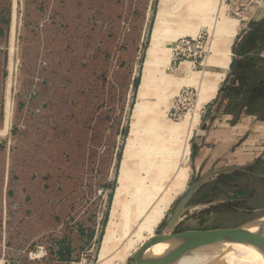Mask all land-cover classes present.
<instances>
[{
    "label": "rangeland",
    "instance_id": "374dc122",
    "mask_svg": "<svg viewBox=\"0 0 264 264\" xmlns=\"http://www.w3.org/2000/svg\"><path fill=\"white\" fill-rule=\"evenodd\" d=\"M259 1L167 0L170 22L151 56L150 83L142 96L139 88L160 0L54 1L52 14L46 11L54 37L48 52L32 50L44 21L36 25L35 21L32 24L22 15L19 17L10 42L12 66L4 65L2 69L0 65V78L2 73L7 78V102L17 108L21 129L25 133L27 125L34 129L32 163L23 164L25 173L29 168L33 173V195L30 199L25 194L24 202L32 206L34 221L33 234L24 225L19 244L5 253L4 259L15 264H134L132 254L141 244L135 240V232L144 218L155 207H161V218L152 230L160 232L189 185L219 164L205 161L195 172L190 150L187 155L183 152L186 116H194L196 111L198 123L201 114L196 96L189 110L182 98L178 101V93L185 86L189 90L198 87L197 77L204 71L199 67L184 75L176 70V40L208 30L213 35L214 51L225 38V30L232 25L236 29L237 19L225 18L246 14L250 19ZM8 6L9 0H0V11ZM24 10L26 16L31 13L26 7ZM194 73L197 77H190ZM161 75L169 82L160 81ZM222 91L217 115L235 112L240 95L232 92L223 98ZM139 99L143 106L131 171L137 187L131 198L126 196L131 213L126 218L120 210V216L111 217L119 167ZM155 116L179 132L168 135L164 131L161 145L152 142L157 134L149 120ZM23 138L28 144L27 136L23 134ZM156 144L164 149L161 153L151 149ZM256 153L252 151L247 158L256 160ZM160 161L165 171L159 169ZM183 168L187 175L179 185V171ZM252 171L264 174V165L253 164L243 171L245 174L220 176L202 187L192 203L215 198L231 200L192 210L176 230L233 227L263 216L264 179L258 180L261 177L250 174ZM138 205L141 208L135 212ZM109 221L119 223V228L116 225L104 245ZM218 250L217 245L197 249L208 256Z\"/></svg>",
    "mask_w": 264,
    "mask_h": 264
},
{
    "label": "crops",
    "instance_id": "0c3cea01",
    "mask_svg": "<svg viewBox=\"0 0 264 264\" xmlns=\"http://www.w3.org/2000/svg\"><path fill=\"white\" fill-rule=\"evenodd\" d=\"M54 1L57 0H9L7 9L0 11V37H3L0 42V65L2 69L4 65L7 68L12 66L11 36L15 34L21 15L22 19L27 18L32 24L34 21L37 22L36 25L41 20L44 21V28L37 30L35 47L32 50L34 52H48L53 48V28L50 25V17L47 12H51ZM25 7L27 11L31 12H28L29 15L27 16ZM259 11L261 13L256 18ZM47 19L49 20L47 21ZM225 19H237L236 31L230 43V55L226 67L222 68L217 63H206L209 57L213 55L211 49L213 35L208 30L197 33H203L207 36L204 41L205 55L200 64L194 66L191 61L184 59L176 66V70L184 75L193 73L190 69L199 67L203 68L202 71L223 73L217 83L214 96L198 109L201 119L192 128L191 136L188 139L190 142H188V153L190 150L191 167L195 172L199 171L205 161L213 163L218 161L219 164L214 165V168L244 166L249 163H253L257 167L264 165V0L259 1V5L252 12L250 19H247L246 14ZM194 74H191L190 77H197V74ZM1 76L0 259L3 260L4 254L13 250L14 245L19 244L17 240H21L22 232L20 229H24V225L27 226L26 228H30V233L33 234L34 211L31 205H25L24 202L26 195L30 199L33 195L31 186L33 173L31 168L25 173L23 164L25 161L32 163L34 145L31 139L33 127L27 125L26 133L21 129V123H18V118H16L17 108L12 107L11 101L8 100L7 102V78H3V73ZM44 83L48 84L49 82L46 80ZM195 89L197 90V87H192V90ZM221 90L224 92L223 98L232 92L237 96L240 95L239 99L235 101L236 109L243 102L237 120L233 118L235 112L227 111L217 115V106L222 101V97H219ZM197 94L198 90L195 93L196 97ZM41 96L44 97V94ZM23 134L27 136L28 144L23 142ZM252 151L257 152L256 160L251 157L247 158L248 154H252ZM225 159L229 160L225 164H221L222 160ZM25 179L27 180L26 184ZM25 210H30V212ZM26 213H29L28 216Z\"/></svg>",
    "mask_w": 264,
    "mask_h": 264
},
{
    "label": "bare ground",
    "instance_id": "6f19581e",
    "mask_svg": "<svg viewBox=\"0 0 264 264\" xmlns=\"http://www.w3.org/2000/svg\"><path fill=\"white\" fill-rule=\"evenodd\" d=\"M169 20H170V18H169L167 0H160L157 16L155 18V22H154L152 32H151V45L149 44L150 48L147 52V57H146V62H145V74L143 76L141 86L139 88V95L140 96H142L144 94L145 89L147 88V86L150 83L149 79L151 78V71H150L151 56L154 53L155 48L159 44V41H160L162 34L164 32H166L165 30L167 27V23L170 22ZM234 28L232 25V27H228V29L225 30V33H226L225 38L219 44L218 48H216L213 51V55L211 57H209V59L206 62L207 64L217 63L222 68H224L228 65L229 55H230V51H229L230 43H231L232 38L234 36V33L236 31V29H234ZM222 75H223L222 72L210 73L209 71L205 70L201 75H199L197 77V86H198L197 87L198 88V94H197V102H196L197 109H199L203 103L207 102L208 100H210L214 96L217 83H218L219 79L222 77ZM159 79L163 83L169 82V80L163 75H161ZM141 99H139V101L136 105V112H137L136 118L132 124L131 133H130V136L127 140L125 150L123 153V157H122V160L120 163V167H119L120 173L118 176L117 187L115 188L114 197L112 198L113 200H112V206H111V217L112 216H114V217L120 216L121 215L120 210H122L124 212V214H125V215L123 214L124 217L126 216V214L130 215V213H131L130 207L128 206V204L126 202V198H127L126 196L128 194L129 198H131V196H132L131 193L135 192V189L137 187L131 179V174H132L131 171H132V165H133V159H134L133 148H134V143L136 140L135 139L136 127H137V124L139 121V113H140L142 106H143V102L141 101ZM193 115L194 116H192V115L186 116V119H187V126L185 127V129H186L185 133L186 134L183 137L184 140L182 143V146L184 148L183 152L185 155H187V153H188V139L191 136L193 126L197 122V117H196L197 112L196 111L193 112ZM149 121H153L151 124H153L152 126L155 128L154 133L157 134V135H154L155 141L152 140V142H154V143L158 142V144H160V145L162 144L161 142L163 141V139L161 138L162 136H160V135H162V133L164 131L169 133L168 135L179 133V132H177V130H173L175 128L174 125H170V124L167 125V124L161 122V120H159L158 116H155L154 119H150ZM158 140H160V141H158ZM158 144L153 146L154 148L151 147V145H150L151 149H153V152H155V153L156 152L161 153V151L164 150L163 148H159V146H157ZM162 165L163 164L160 161L159 169H162L163 171H165V169L163 168L164 165L163 166ZM185 177H186V169L183 168L179 171V185H181L184 182ZM146 198H147V196H146ZM139 202H140V199H138L137 203H139ZM140 208L141 207H139V205L136 206V208L134 209L135 212H136V210H139ZM151 211L152 212H150L142 221L141 226H140L141 228H139L137 230V232H135L136 233L135 234V236H136L135 240L138 239V240H140L141 243L144 240H146L150 235L153 234L152 233L153 227L156 225L158 220L161 218V214H162L161 213V211H162L161 207H155ZM126 218H129V217L126 216ZM116 225L119 228V223H114V221L108 222L107 227H106V231L104 232L105 233L104 239H103L104 245H106L110 241L111 234L115 230ZM143 232L148 233V235L146 237L142 236ZM135 240L132 239L130 241L133 244ZM217 246H219V250L217 252H215L214 254H212L211 256H208L205 253L194 250L193 252L183 256L177 264H203L205 262L210 261L211 259H221V260H224V262L227 264H261L262 263L259 256H257L250 249L242 247L241 245L228 244V245H224V246H222V245H217ZM221 246H222V248L220 250ZM159 249H160L159 246H155L152 248V251L157 252V251H159Z\"/></svg>",
    "mask_w": 264,
    "mask_h": 264
},
{
    "label": "water",
    "instance_id": "95a60500",
    "mask_svg": "<svg viewBox=\"0 0 264 264\" xmlns=\"http://www.w3.org/2000/svg\"><path fill=\"white\" fill-rule=\"evenodd\" d=\"M260 13L261 11L258 12L256 18ZM242 104L243 102L238 105L234 120H237ZM252 165L253 163L244 166L213 168L195 179L172 209L162 230L150 235L134 251L132 254L134 264H177L183 256L199 248L228 244H237L250 249L259 256L261 264H264V215L233 227L176 230L192 210L231 200L230 198H215L207 202L192 203V199L202 187L215 182L220 176L230 175L237 171L245 172L246 168ZM250 174L264 177V174L253 171ZM155 246L160 247L159 251H152ZM203 264L227 263L221 259H211Z\"/></svg>",
    "mask_w": 264,
    "mask_h": 264
},
{
    "label": "built area",
    "instance_id": "2783aa9c",
    "mask_svg": "<svg viewBox=\"0 0 264 264\" xmlns=\"http://www.w3.org/2000/svg\"><path fill=\"white\" fill-rule=\"evenodd\" d=\"M205 38H207V36L203 33H199L195 36L179 37L175 43V56L179 59L177 65L184 59L191 61L194 66L200 64L203 56L205 55ZM194 97L195 94L192 92V90H189L188 87L181 89L178 93V101L180 100V98H182L190 107L189 110H191V107L193 106ZM2 261V264H15L14 261L8 258H3Z\"/></svg>",
    "mask_w": 264,
    "mask_h": 264
},
{
    "label": "trees",
    "instance_id": "16d2710c",
    "mask_svg": "<svg viewBox=\"0 0 264 264\" xmlns=\"http://www.w3.org/2000/svg\"><path fill=\"white\" fill-rule=\"evenodd\" d=\"M135 84H136V83H135ZM238 173H239V174H241V173H242V174H245L244 172L237 171V172H234V173H232V174H230V175H224V176H231V175H235V174H238ZM246 175H247V174H246ZM224 176H222V177H224ZM250 177H253V176H250ZM259 179H262V177H261V178H258V180H259ZM263 179H264V177H263Z\"/></svg>",
    "mask_w": 264,
    "mask_h": 264
}]
</instances>
